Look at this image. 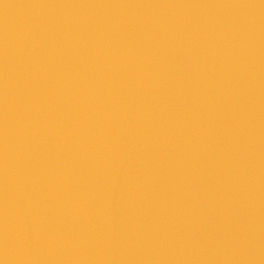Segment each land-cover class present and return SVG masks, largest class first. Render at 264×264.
<instances>
[{"label": "water", "instance_id": "1", "mask_svg": "<svg viewBox=\"0 0 264 264\" xmlns=\"http://www.w3.org/2000/svg\"><path fill=\"white\" fill-rule=\"evenodd\" d=\"M0 264H264V0H0Z\"/></svg>", "mask_w": 264, "mask_h": 264}]
</instances>
